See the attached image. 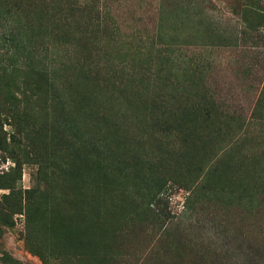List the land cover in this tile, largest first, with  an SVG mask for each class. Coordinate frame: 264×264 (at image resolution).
I'll use <instances>...</instances> for the list:
<instances>
[{"label":"rangeland","instance_id":"374dc122","mask_svg":"<svg viewBox=\"0 0 264 264\" xmlns=\"http://www.w3.org/2000/svg\"><path fill=\"white\" fill-rule=\"evenodd\" d=\"M63 2L55 92L0 59V264H264V0Z\"/></svg>","mask_w":264,"mask_h":264},{"label":"trees","instance_id":"16d2710c","mask_svg":"<svg viewBox=\"0 0 264 264\" xmlns=\"http://www.w3.org/2000/svg\"><path fill=\"white\" fill-rule=\"evenodd\" d=\"M55 1L58 7L56 5L52 7V12L47 11L39 16L27 18L29 19L27 24L22 19L15 18L10 21L5 20L4 23L0 24V43L4 47L2 50H4L3 55L5 56L0 55L1 63L9 62L7 69H10L13 75L17 73L24 79L35 80V85L38 88L36 90L33 88L30 91H37L38 93H46V88L49 92L52 90L56 91V87L50 82L49 68L44 67L40 62L48 57L46 54L42 59L41 57L38 59L36 57V54H43L40 52L41 48L38 42L40 33L42 32L41 35L43 37L62 28V17L64 16H55V12L63 15L67 8L63 0H54L52 2ZM64 19L67 20L69 18L64 17ZM33 95L29 92L28 99L31 100ZM37 97L38 95L34 96L35 99ZM6 106L5 102L0 103V125L3 121L1 117L4 116L13 126H19L23 122L22 116H25L24 112L18 114L11 106H7V109L5 108ZM1 145L4 146L5 144L2 143Z\"/></svg>","mask_w":264,"mask_h":264}]
</instances>
